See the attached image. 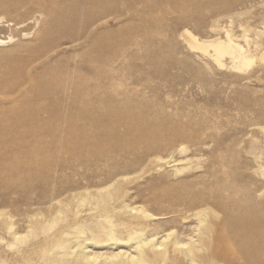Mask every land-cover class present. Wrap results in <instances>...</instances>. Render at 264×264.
Masks as SVG:
<instances>
[{
  "label": "bare ground",
  "instance_id": "1",
  "mask_svg": "<svg viewBox=\"0 0 264 264\" xmlns=\"http://www.w3.org/2000/svg\"><path fill=\"white\" fill-rule=\"evenodd\" d=\"M113 1L114 3H111ZM139 1L148 2L165 13L177 12V20H181L184 25L195 23L197 26L203 25V27H209L214 33L216 32L211 39H200L185 27L179 36L184 38L189 48L199 50L203 54L206 53L219 65L227 64L225 63L226 58H229L228 63L234 69H244L254 63L257 53L241 44L236 33L228 29L224 30V35H222L221 28H219L221 19L243 15L244 12L240 10L239 5L245 7L251 0H134V5ZM54 2H56L57 8L52 7V11H49L50 21H47L40 36H37L36 44L30 47L36 52L34 59L29 62L31 75L28 77L18 66L8 69V65L0 64V124L12 127L21 118H24L25 123L39 120L40 126L48 129L51 136V145L44 146L5 145L9 142L15 144V136L1 141L0 162H4V165L0 168V181L3 177H8L10 180L6 184L0 182V186L4 184L6 188H2L8 192L22 193L25 199L22 202L19 201L20 203L16 200V202L7 200L9 203L2 200L0 206L8 204L11 209L14 208L12 210L17 215H24L29 228L27 236L37 239V241H39L40 234H46L51 228L62 224L56 233L46 235L43 243L36 242L39 248L45 250L42 252V258L49 264H218V255H220L218 251L220 252L223 243L226 244V248L221 251V254L226 262L222 261V264L231 261L235 264H264V206L256 200L264 196V191L249 195V190H246L243 197H237L243 184H241L242 186L238 184L235 177L232 178V174L230 175L231 171H228L226 167H224V177L218 176L210 190L214 194L216 208L219 206V210L225 217V228L223 233H219V237L218 213L220 211L209 206L192 209L196 202H202L208 197L209 189H205L208 186L197 191L191 183L169 190L158 187L151 188V190H147L149 194L145 193L143 202L139 203L135 197L131 196L132 188L129 189L124 185L126 176H121L119 173L121 169L118 172L116 167L119 165L115 163L116 171H112L110 179L103 181L102 178V182L91 181L96 179L97 174L99 175L97 171V174L93 172L96 170V161L93 165L95 168L91 172L93 175L95 173L94 178L91 173V175L86 172L82 174L81 171V174H78L81 175L78 177L80 180H77L76 175L66 172L69 168L71 172L72 170L78 172L82 167H86L88 170L92 161L91 155L98 158L102 152L122 146L118 145V142L121 141H118V137H120L117 131L118 121L115 120V116V118H108L113 116L111 115L113 106L118 103L124 107L120 110L122 114L130 118L129 122H126L128 118L124 122L125 128L128 127L129 130H138L139 132V136L136 135L137 137L131 140L132 144H136L138 140L146 141L147 148H151L167 145L168 141L158 134V124L145 115V113L153 112L152 114L160 116L164 110L159 106H154L153 102V104L146 102L147 96L142 97L143 91V95L140 93L142 95L140 96L137 89L130 90L125 82V77L116 73V62L127 59L130 53L127 55L124 51L120 55L105 54L108 53L106 43L101 40L97 42L90 40L94 29L100 28V25L105 24L110 17L120 18V6H124L123 1L122 4L117 0H54ZM10 3L12 4V2ZM8 6L0 0V7L6 9ZM68 16L74 20L72 34L68 36L67 41H58L56 32L60 30L59 24ZM160 24L158 25L161 29L163 26L160 27ZM12 25L14 23L10 19L0 16V31L6 30L8 33ZM152 30L145 29L148 37L147 39L145 35L143 37L147 42L148 38H158L157 36L161 33L157 31L158 26L157 30H154L155 32ZM20 31L22 32V30ZM27 34L29 33L24 35ZM174 34L172 33V35ZM15 38V32L9 31L6 38L0 35V46L14 41ZM171 38L175 39L174 36ZM172 39L171 41H173ZM52 41L54 43L50 44ZM158 41L157 45L161 42ZM63 42H70L73 46L82 47V54H89L91 57L88 62L85 60V64L91 66L96 71V75L78 76L70 72L63 73L61 70L48 74L45 77L54 81V87H56L50 95L52 103L44 104L41 101L42 103L38 104L36 108L31 107L29 111L21 110V103L15 97V92L19 90L18 86L25 79L32 82L31 84L35 83L41 77V72L46 69L47 61L52 56L51 53L55 52ZM138 42L137 44L141 46L142 43ZM254 44L256 51L258 45ZM153 46L155 45L152 44L150 48L153 49ZM157 55L154 56L158 61L159 56ZM259 57L264 59V52L259 54ZM129 75L125 74L126 77ZM133 84L131 82L132 86ZM135 86L138 87L139 84L137 86L136 83ZM115 90L117 93L112 96L111 93ZM156 90L158 91V89ZM40 92L41 90L38 91V93ZM116 110L114 109V114ZM5 115H10L11 120H8ZM171 123H169L170 126H174L175 123ZM197 123L200 124V122ZM95 127L102 128L96 132L93 130ZM146 129H151L153 133L144 134ZM89 131H92L90 139L86 136ZM139 144L141 145V143ZM99 145H102L101 149L95 148ZM186 146H179V150L185 151ZM85 151L92 154H87ZM64 152L65 154L68 152L74 154L73 159L70 158L71 156H65ZM145 153L147 152L145 151ZM109 154L111 155L110 152ZM109 154L107 155L109 156ZM45 156L49 158L47 165L39 162L40 158ZM138 160L136 159V162L140 161ZM122 162L120 163L122 164ZM102 164L99 166L101 167ZM129 164L130 162L127 165ZM109 165L107 166L110 167L111 165ZM107 166L106 168H108ZM184 168L176 166L175 170L180 172ZM128 171L130 170H127V173ZM131 171L130 173H132ZM260 171L264 176L263 166ZM214 172L217 174V171ZM122 173L124 174V172ZM33 185H38L39 190L29 191ZM0 192L2 193V191ZM34 192L35 194H33ZM147 203L152 204V209L155 212L149 209ZM2 208L0 215L7 214V217H12L11 213L4 212V208H9L6 206ZM163 221L164 223L170 222L173 226L163 230L161 228ZM10 223L12 222L10 221ZM27 241V238H22V242L26 243Z\"/></svg>",
  "mask_w": 264,
  "mask_h": 264
},
{
  "label": "rangeland",
  "instance_id": "2",
  "mask_svg": "<svg viewBox=\"0 0 264 264\" xmlns=\"http://www.w3.org/2000/svg\"><path fill=\"white\" fill-rule=\"evenodd\" d=\"M20 1L2 0L6 6L9 3V6L6 9L0 7V16H6L7 19H10L14 23V25L10 26L9 31L15 32L16 38L14 41L0 46V64L3 66L8 65V69L18 66L29 77L32 73L29 72V62L36 56L35 50H31L30 47L36 44L37 38L47 25V21H50L49 11H52V7L56 9L57 4L54 0ZM117 1L120 4L124 3L123 7H121L122 5L120 6V18L110 17L105 24L100 25V28L94 29L90 40L95 42L101 40L106 43L108 45V53L105 54L120 55L124 51H126L127 55L130 53L131 56L129 55L127 59L116 62V73L117 75H121V77H125V82L130 90H133V88L135 90L137 89L139 95L143 91L144 95L142 94L143 96H140L143 98L147 96L145 98L146 102L154 103V106H159L164 110L160 116L152 114L153 112L145 113V115L158 124V134L163 136L168 141V144L151 148H147L146 141L138 140L136 144H132L131 140L139 136V132L138 130H129L128 127H126L127 129L125 128L126 125L124 122L127 118L126 122H129L130 118L122 114L120 110L124 107L118 103L113 106V114H111L113 116L108 118L116 117L115 120L118 121L117 131L120 134L118 141H122H119L118 145L122 146L111 148L108 152H102V155L100 157L98 156V158L95 155H91L92 153H88L89 151H85L92 157L89 165L90 169L87 170L86 167H82L83 169L80 168L78 172H73L74 170L71 172L69 168L70 170L67 169L66 172H69L68 174L70 175H76L75 178L80 180L78 177L81 175L78 174H81L82 171V174L86 172V174L91 175V172L95 168H93V165L96 164V170L93 172L97 171L99 175H106V178H104L105 175L102 177L96 172L98 175V178L96 175V181L94 178L95 173L94 175L92 174L95 180L93 179L91 181H95L96 183L98 181L102 182V178L103 181L110 179L113 170L119 172L121 169V172H119L121 176H126L124 185L129 189L132 188L131 196L135 197L139 203L143 202V198L146 196L145 193L149 194L147 190H151V188L158 187L169 190L175 187H181L186 183H191L192 187L197 191L208 186L205 188L206 190L209 189L208 197L202 202H196L192 209L209 206L220 211L219 206L216 208L217 206L214 203L215 197L210 190L218 176L220 178L224 177V167L228 171H231L230 175L232 174V178L235 177L238 184H243L237 197H243L246 194V190H249V195L259 194L261 191H264V176L260 171L261 166L264 167V59H260L259 57V54L261 55L264 52V0L248 1L245 7L239 5L240 10L245 14L234 15L231 18L225 17L220 21L219 28H221L222 35H224L223 32L229 29L236 33L241 44L246 48H250L252 51L254 50V53H257L256 55L259 58L255 56L254 63L244 69H234L228 63L229 58L225 59V63L227 64L219 65L206 53L203 54L199 50L189 48L184 38L179 36L186 27L200 39H211L216 32L211 31L209 27H203V25L197 26L195 23L184 25V23H181V20H177V12L165 13L160 8L148 4V2L139 1L134 5V0ZM111 3H114V1ZM73 23V18L68 16L59 24L60 30L56 32L58 41H67L68 36L72 34ZM157 23H161L160 27H163L160 29ZM151 28L161 33L157 36L158 38H148L147 42L146 39L148 36L145 33V29L152 30ZM171 30L174 31L172 32ZM24 31H27L29 34L24 35L27 33ZM171 32L175 34L172 35ZM8 33L6 30L0 31V35L5 38ZM144 35L146 39L143 37ZM172 36L175 39H172ZM157 39L161 41L158 45ZM135 40L137 42L140 41L138 43H142L141 46ZM253 42L258 45L256 51V46ZM53 43L52 41L50 44ZM63 43L56 48L55 52L51 53L52 56L47 61L46 69L41 72V77L35 83L31 84L32 82L30 83L25 79L18 86L19 90L15 92V97L21 103V110L29 111L31 107L36 108L42 102L44 104L52 103L50 95L55 91L56 87H54V81L45 77L48 74L57 73L61 70L63 73L70 72L78 76L96 75V71L91 66L85 64V60L88 62L91 57L89 54H82V47L77 45L73 46L70 42ZM152 44L155 45L153 46L155 50L150 48ZM19 46L22 47L18 48ZM155 54L159 56L158 61L157 57L155 58L154 56ZM125 74L126 76L130 75L126 77ZM131 82L132 84L134 83V87L131 85ZM136 83L137 86L139 84L138 87L135 86ZM40 90L41 92L38 93ZM116 93L115 90L111 95L115 96ZM171 94L173 95L171 96ZM114 109H117L115 114ZM40 110L42 111V108ZM117 114L121 116L118 117ZM5 117L11 120L10 115H5ZM39 122V120H31L29 123H25L24 118H21L12 127L0 124V145H2L1 141L8 140L13 136H15V144L9 142L5 145H51L49 130L40 126ZM170 122H172L171 124L175 123L174 126L171 127ZM197 122H200V124ZM120 126L122 127L121 129L119 128ZM179 126L181 129L178 128ZM99 128L102 127H95L93 130H100ZM188 128L190 129L187 130ZM87 133L86 136L90 139L92 131ZM152 133L151 129H146L144 132V134ZM102 139L105 140V138ZM181 145H187L183 152L179 150V146ZM100 147L102 145L95 146V148ZM133 148L135 149L133 150ZM145 151L147 153L149 152V154L145 153ZM93 153L96 154V152ZM64 155L67 157L71 156L70 158L72 159L74 156L70 152L67 154L64 152ZM104 155L106 156L105 158ZM136 159H139L141 162L139 160V162H136ZM48 161L49 158L46 156L39 160L44 165H47ZM122 161L124 165H122ZM117 162H122V164H118ZM128 162H130L129 165H127ZM101 163L103 164L100 167L99 165ZM114 163L119 165L120 168L117 165L116 167ZM131 164H133L132 167ZM2 165H4V162L1 161L0 168ZM176 166L185 168L178 172L175 170ZM97 168L101 171L99 169L98 171ZM130 168L135 171H131ZM127 170H130L132 173L130 171L127 173ZM214 171H217V174ZM68 174L66 173V175ZM99 178L100 180H98ZM9 180L8 177H3L0 182L6 184ZM4 184L0 186V191H2V193L0 192V201L13 200L14 202H22L25 199V196L23 197V194L18 191L8 192L3 189L2 187L6 188ZM38 190V185H33L29 191L36 192ZM132 192L134 193L132 194ZM18 196L22 197L19 198ZM256 200L264 206V196ZM8 201L6 203H9ZM147 204L149 205V209L155 212L152 209V204ZM7 205L1 204L0 206V209L6 206L9 209L4 208V212L12 214V217H7V214L0 215V264H49L48 261L45 262L42 258V252L45 250L39 248L36 242L41 241L43 243L45 236L56 233L62 224L51 228L46 234H40L39 241H37V239H32V237L27 236L29 234V228L27 227L28 222L26 217L24 215H17L13 211L14 208L12 210L10 208L11 206L8 205L7 207ZM218 214L219 237V233H223L225 228V217L221 211ZM163 223L164 221L161 224L163 230H167L173 226L170 222ZM24 237L28 240L26 243L22 242V238ZM220 244L222 245L221 242ZM223 244L220 247V252L218 251V254H220L218 255V264H222V261L226 262L224 256L221 254V251H224L226 248V244ZM225 264H235V262L231 261Z\"/></svg>",
  "mask_w": 264,
  "mask_h": 264
}]
</instances>
